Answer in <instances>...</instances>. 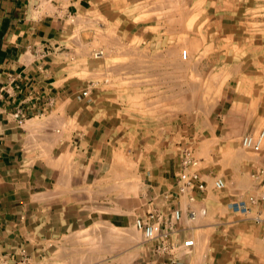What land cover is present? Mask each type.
Returning a JSON list of instances; mask_svg holds the SVG:
<instances>
[{
  "label": "rangeland",
  "instance_id": "obj_1",
  "mask_svg": "<svg viewBox=\"0 0 264 264\" xmlns=\"http://www.w3.org/2000/svg\"><path fill=\"white\" fill-rule=\"evenodd\" d=\"M67 24L57 57L75 104L45 114L39 125L87 123L95 102L129 121L102 125L108 143L96 148L106 162L94 163L95 177L83 175L86 163L66 145L65 154L57 147L45 155L48 194L36 199L28 234L0 250V264H111L87 256L88 241L126 237L132 246L143 238L133 222L145 214L144 187L156 179L142 169L157 160L169 182L198 171L206 183L194 203L187 193L178 200L195 244L183 257L264 264V203L245 214L231 208L259 194L264 166V153L241 145L244 133L264 129V0H108ZM188 157L195 166L183 165ZM215 178L225 181L223 190Z\"/></svg>",
  "mask_w": 264,
  "mask_h": 264
},
{
  "label": "crops",
  "instance_id": "obj_2",
  "mask_svg": "<svg viewBox=\"0 0 264 264\" xmlns=\"http://www.w3.org/2000/svg\"><path fill=\"white\" fill-rule=\"evenodd\" d=\"M107 1L0 0L1 251L9 250L20 237L28 234L30 217L40 207L36 199L48 194L52 184L49 179L53 176L45 155L53 153L57 147L62 148L58 152L65 154L66 145L78 164L86 163L83 175L95 177L98 172L96 162H106L99 156L104 143H108L102 125H124V121H129L120 113L118 118L111 109L113 107L106 102L104 105L95 102L88 107L91 118L87 123L72 125L71 128L69 125H39L45 114L58 112L70 102L75 104L74 92L64 73V61L57 57L64 49L66 34L70 32L67 22L72 17L97 13L100 5ZM125 1L129 3L130 0ZM78 107L77 115L80 116L83 107ZM18 111L23 115L20 119L14 116ZM96 146H100L99 152ZM163 163L157 160L142 169L143 177L156 179L144 187L148 191L147 195L146 191L143 193L146 211L152 206L148 202L152 196L156 197L154 203L160 206H179L178 200L182 195L173 198L161 196L162 192H175V181L169 182L167 171L159 168ZM96 221L86 225L90 227ZM100 221L118 227L112 220ZM184 223L183 216V226ZM184 227L182 238L189 236L188 228ZM100 242L104 245L99 246ZM88 244L87 256L104 258L106 263L169 264L167 256H154V242H146L143 238L130 246L126 237L113 239L105 235L99 240L90 239ZM185 254L188 253L176 254L182 264H206L192 261L194 253L183 257Z\"/></svg>",
  "mask_w": 264,
  "mask_h": 264
},
{
  "label": "built area",
  "instance_id": "obj_3",
  "mask_svg": "<svg viewBox=\"0 0 264 264\" xmlns=\"http://www.w3.org/2000/svg\"><path fill=\"white\" fill-rule=\"evenodd\" d=\"M185 55V54H184ZM83 96L88 95L87 90L81 92ZM18 119L23 115L19 111L14 114ZM241 145L245 149L254 153H264V129L258 131H249L242 135ZM183 165L185 167L195 166L196 161L191 157L184 159ZM186 169V168H185ZM257 176L259 178L260 191L256 197H249L247 200L239 199L231 203V208L239 213H247L250 209V204L260 202L264 203V166L258 168ZM175 192H162L163 198H173L178 195L189 194V200L194 203L197 197V192H203L206 188V183L202 179L198 171H183L178 175L174 183ZM214 187L217 190L225 188V181L222 178H215ZM156 199L152 196L148 202L152 203L151 208L145 212L144 215L137 216L134 219L133 226L141 232L144 241L154 242L152 252L154 256L158 257L165 255L169 259V264H182L176 258L177 253H189L194 247L193 239L190 237L176 238L174 235L181 236L186 228L183 224V211L177 205H170L165 207L154 203ZM202 215L205 214V208L199 211ZM190 219H195L198 211L194 207L188 209ZM258 220L264 221L258 217Z\"/></svg>",
  "mask_w": 264,
  "mask_h": 264
}]
</instances>
